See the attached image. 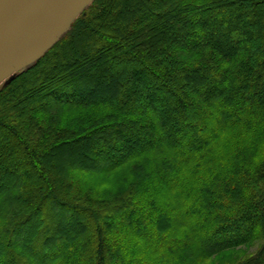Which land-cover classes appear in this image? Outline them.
Listing matches in <instances>:
<instances>
[{"label":"trees","instance_id":"16d2710c","mask_svg":"<svg viewBox=\"0 0 264 264\" xmlns=\"http://www.w3.org/2000/svg\"><path fill=\"white\" fill-rule=\"evenodd\" d=\"M231 252L264 264V0H93L0 88V264Z\"/></svg>","mask_w":264,"mask_h":264},{"label":"water","instance_id":"95a60500","mask_svg":"<svg viewBox=\"0 0 264 264\" xmlns=\"http://www.w3.org/2000/svg\"><path fill=\"white\" fill-rule=\"evenodd\" d=\"M93 0H0V82L44 55Z\"/></svg>","mask_w":264,"mask_h":264},{"label":"rangeland","instance_id":"374dc122","mask_svg":"<svg viewBox=\"0 0 264 264\" xmlns=\"http://www.w3.org/2000/svg\"><path fill=\"white\" fill-rule=\"evenodd\" d=\"M93 2V1H92ZM91 2V3H92ZM90 3V4H91ZM90 4H88V6L90 5ZM88 6H86L85 8H84V10L88 7ZM84 10L80 13V15L84 12ZM79 15V16H80ZM78 16V17H79ZM29 66V65H28ZM27 66V67H28ZM27 67H25L24 69H26ZM24 69H21V70H16V71H14L10 76H8L7 78H5V79H3L1 82H0V88L2 87V86H4L11 78H13L14 76H16L18 73H20L21 71H23ZM251 250H250V252H248V253H251L252 251L253 252H255V250L257 249V247L256 246H254V247H252V248H250ZM233 252V251H232ZM231 252V254H228V258H226V259H224V260H221L223 257H217V258H219V259H210V260H208V261H205L203 264H218L220 261H222L221 262V264H224V263H226V262H228V261H231L233 258H234V253H232ZM226 254V255H227ZM239 260V258L238 259H236V260H234L233 262H232V264H235L237 261Z\"/></svg>","mask_w":264,"mask_h":264}]
</instances>
